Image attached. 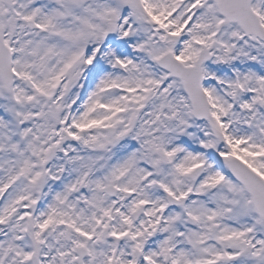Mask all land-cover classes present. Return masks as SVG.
<instances>
[{"label":"snow or ice","instance_id":"obj_1","mask_svg":"<svg viewBox=\"0 0 264 264\" xmlns=\"http://www.w3.org/2000/svg\"><path fill=\"white\" fill-rule=\"evenodd\" d=\"M0 264H264V0H0Z\"/></svg>","mask_w":264,"mask_h":264}]
</instances>
